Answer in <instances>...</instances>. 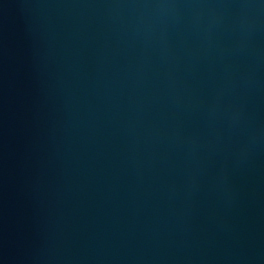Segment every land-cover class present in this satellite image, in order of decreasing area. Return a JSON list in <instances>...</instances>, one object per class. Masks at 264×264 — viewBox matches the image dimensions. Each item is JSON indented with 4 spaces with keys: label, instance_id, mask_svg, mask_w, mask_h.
I'll return each instance as SVG.
<instances>
[{
    "label": "water",
    "instance_id": "obj_1",
    "mask_svg": "<svg viewBox=\"0 0 264 264\" xmlns=\"http://www.w3.org/2000/svg\"><path fill=\"white\" fill-rule=\"evenodd\" d=\"M0 264H264V0H0Z\"/></svg>",
    "mask_w": 264,
    "mask_h": 264
}]
</instances>
